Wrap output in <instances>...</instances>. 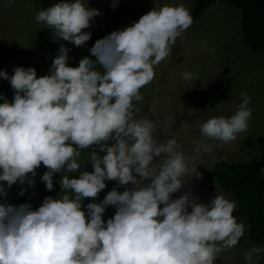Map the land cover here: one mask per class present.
I'll return each mask as SVG.
<instances>
[{
	"label": "clouds",
	"instance_id": "1",
	"mask_svg": "<svg viewBox=\"0 0 264 264\" xmlns=\"http://www.w3.org/2000/svg\"><path fill=\"white\" fill-rule=\"evenodd\" d=\"M100 14L88 0H57L35 21L57 42L83 47ZM191 24L182 4H163L96 39L88 49L95 59L83 56L71 66L60 43L46 74L37 76L32 66H14L11 74L0 69L13 92L11 102L0 97V196L13 184L33 187L41 164L46 190L60 174L57 195L35 208L0 200V264H214L237 245L245 226L232 215L235 201L215 193L198 202L183 189L201 175L197 158L212 150L204 140L227 143L247 131L251 97L242 93L233 114L202 122V139L192 141L188 157L177 139H158L165 125L154 108L140 116L136 107L154 66ZM179 75L196 80L188 71ZM89 148L91 171L80 162ZM105 181L125 187L95 202ZM108 206L114 213L102 219ZM262 254L264 247L252 245L245 264H259Z\"/></svg>",
	"mask_w": 264,
	"mask_h": 264
},
{
	"label": "rangeland",
	"instance_id": "2",
	"mask_svg": "<svg viewBox=\"0 0 264 264\" xmlns=\"http://www.w3.org/2000/svg\"><path fill=\"white\" fill-rule=\"evenodd\" d=\"M56 2L0 0V69L11 74L14 66H32L37 76L46 74L60 43L69 48L67 62L76 66L83 56L95 59L88 49L96 39L130 25L148 10L163 4H182L190 12L193 4V0H88V5L101 14L94 17L86 29L91 37L85 46L75 47L65 41L57 42L50 29L35 21L40 9ZM113 3L115 7H111ZM183 71L194 73L196 80H183L179 75ZM154 73L153 80L140 89L143 101L136 102L139 115L143 116L150 107L154 108L165 125L162 130H158V139H177L186 157L193 154L192 141L202 139L198 131L202 122L210 117H228L233 114L241 102L242 93L251 97L248 107L252 114L247 131L227 143L204 140V143L213 145L212 150L202 152L197 158V170L201 175L189 181L183 189L191 191L198 202L207 203L215 193L235 201L230 191L215 182L213 159L219 155L228 162H235L257 160L264 156V49L252 50L245 45L240 11L228 3L215 2L176 38L170 56L154 66ZM12 94L8 81L0 78V97L11 102ZM92 150L82 151L80 157L87 171H91V164L86 161L87 151ZM44 171L46 168L41 164L36 169L33 187L29 188L26 183L22 186L13 184L0 196V200L12 204L30 201L35 208L43 197H55L59 191L56 181L60 174L54 173L53 189L48 191L39 179ZM70 175L78 176L79 173ZM105 184V189L98 193L95 202H99L112 187L116 186L119 191L125 187L116 185L115 181H105ZM21 187L24 188V194L18 195ZM172 195L176 197L179 193ZM92 201L93 198H85L83 203ZM113 213L114 208L108 206L102 219L111 217ZM232 215L237 222L243 223L236 208ZM252 245L261 246L248 240L245 226L237 245L222 252L214 264H245L243 253ZM259 264H264V254L260 256Z\"/></svg>",
	"mask_w": 264,
	"mask_h": 264
},
{
	"label": "trees",
	"instance_id": "3",
	"mask_svg": "<svg viewBox=\"0 0 264 264\" xmlns=\"http://www.w3.org/2000/svg\"><path fill=\"white\" fill-rule=\"evenodd\" d=\"M217 1L240 11L245 45L252 50L264 49V0H193L192 22ZM212 174L215 182L234 196L248 240L264 247V156L228 162L218 155L212 162Z\"/></svg>",
	"mask_w": 264,
	"mask_h": 264
}]
</instances>
